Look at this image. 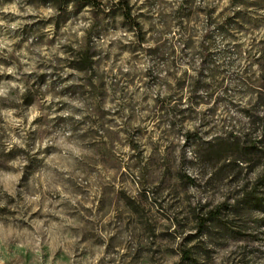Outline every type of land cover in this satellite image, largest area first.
<instances>
[{"label": "rangeland", "instance_id": "rangeland-1", "mask_svg": "<svg viewBox=\"0 0 264 264\" xmlns=\"http://www.w3.org/2000/svg\"><path fill=\"white\" fill-rule=\"evenodd\" d=\"M93 1L0 0V264H264V0Z\"/></svg>", "mask_w": 264, "mask_h": 264}, {"label": "trees", "instance_id": "trees-1", "mask_svg": "<svg viewBox=\"0 0 264 264\" xmlns=\"http://www.w3.org/2000/svg\"><path fill=\"white\" fill-rule=\"evenodd\" d=\"M70 0H59V2L67 3ZM75 1H81L88 4H94L95 1L93 0H75ZM234 1H241V0H234ZM124 17L127 20L131 19V13L128 7L124 6ZM133 25V28H135ZM95 54L92 51V46L90 44H87L85 47H83L79 52H76L75 55L72 57V63L71 68L77 72L81 73H91L94 70L95 66ZM186 179L191 181L192 179L186 176Z\"/></svg>", "mask_w": 264, "mask_h": 264}]
</instances>
